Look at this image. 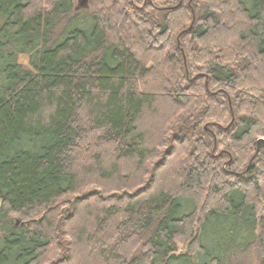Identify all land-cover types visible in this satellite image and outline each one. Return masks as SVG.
<instances>
[{
  "label": "trees",
  "instance_id": "obj_1",
  "mask_svg": "<svg viewBox=\"0 0 264 264\" xmlns=\"http://www.w3.org/2000/svg\"><path fill=\"white\" fill-rule=\"evenodd\" d=\"M74 4L0 0V264H264V0Z\"/></svg>",
  "mask_w": 264,
  "mask_h": 264
},
{
  "label": "rangeland",
  "instance_id": "obj_2",
  "mask_svg": "<svg viewBox=\"0 0 264 264\" xmlns=\"http://www.w3.org/2000/svg\"><path fill=\"white\" fill-rule=\"evenodd\" d=\"M80 1L81 0H75L74 10L91 13V12L98 10L100 8V5H101L100 4L101 0H86L85 4H83V5H79ZM17 62L19 64H23V66L26 68L29 67L27 57L24 55H20L17 58ZM259 213H262V211H259ZM12 221L17 222V223H23V221H26V220H24L23 216H21L20 214H17V215L12 217ZM175 242H176V247H177L178 252L182 251L184 243H185L184 239L182 237L176 238ZM251 255L253 257L252 264H256V262H257V261H255L256 260V257H255L256 253L253 252V253H251Z\"/></svg>",
  "mask_w": 264,
  "mask_h": 264
},
{
  "label": "water",
  "instance_id": "obj_3",
  "mask_svg": "<svg viewBox=\"0 0 264 264\" xmlns=\"http://www.w3.org/2000/svg\"><path fill=\"white\" fill-rule=\"evenodd\" d=\"M85 2H86V0H81L79 5H83V4H85Z\"/></svg>",
  "mask_w": 264,
  "mask_h": 264
}]
</instances>
